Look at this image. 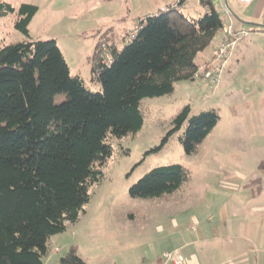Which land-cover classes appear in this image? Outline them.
<instances>
[{
    "label": "trees",
    "instance_id": "1",
    "mask_svg": "<svg viewBox=\"0 0 264 264\" xmlns=\"http://www.w3.org/2000/svg\"><path fill=\"white\" fill-rule=\"evenodd\" d=\"M199 3L209 11L196 18L172 8L145 16L122 46L114 34L102 35L90 56L102 90L91 92L70 73L55 40L29 39L37 6L14 8L0 0V16L15 13L14 27L26 38L0 46V264H43L49 237L76 221L90 186L102 177L100 166L112 151L109 138L141 129L143 98L171 94L176 82L193 80L197 55L223 26L213 0ZM102 44L109 64L101 61ZM60 93L65 99L55 103ZM189 113L188 105L182 107L167 134L186 123L179 138L186 154L219 120L214 110ZM187 179L181 164L158 166L128 191L159 197ZM59 264L86 263L70 247Z\"/></svg>",
    "mask_w": 264,
    "mask_h": 264
},
{
    "label": "rangeland",
    "instance_id": "2",
    "mask_svg": "<svg viewBox=\"0 0 264 264\" xmlns=\"http://www.w3.org/2000/svg\"><path fill=\"white\" fill-rule=\"evenodd\" d=\"M1 1L14 8L22 3L37 6L28 26L29 39L55 40L70 73L91 92L102 90L91 73L90 56L97 40L105 33L117 37L124 31L126 41L131 40L133 30L144 21L140 17L158 5V0ZM215 8L226 22L217 3ZM15 19V13L0 16V46L26 39L15 29ZM243 29L248 35L234 46L218 83L182 80L171 94L141 100V129L109 138L112 151L100 166L102 177L90 186L89 201L76 221L66 222L64 231L49 237L43 264H59L70 247L86 264H150L155 257L164 261L161 252L174 250L175 239L193 237L209 215L222 211L223 201L229 191L239 188L242 176L248 190L261 183L264 33L252 25ZM64 99L63 93L54 97L55 103ZM185 105L189 115L214 110L219 116L191 154L179 141L186 123L167 135L173 117ZM170 164H181L188 171L187 181L177 191L147 198L129 194V187L152 168ZM216 221L213 218L212 223ZM175 224L179 227L174 230Z\"/></svg>",
    "mask_w": 264,
    "mask_h": 264
},
{
    "label": "crops",
    "instance_id": "3",
    "mask_svg": "<svg viewBox=\"0 0 264 264\" xmlns=\"http://www.w3.org/2000/svg\"><path fill=\"white\" fill-rule=\"evenodd\" d=\"M174 1L158 0V5H155L156 11L150 9L140 19L157 14L161 8ZM215 3L226 16L223 25L231 22L239 29L252 25L257 31L264 33V0H251L249 3L239 0H213L214 8ZM178 10L190 18H196L209 11L200 5L199 0H183ZM233 17L236 18L237 23ZM124 32L125 35L120 34L117 37L114 35L116 42L120 41V38L122 43L126 41L128 33ZM221 38L222 32L219 31L211 45L197 55L196 64L200 63L203 57L210 56L213 45ZM245 181L242 176L239 188L229 191L223 201L222 211L216 210L214 215L207 217L206 223L202 222L201 226L198 224L200 229H195L193 237L182 236L181 239L172 242L174 249H178L183 255L185 264H264V179H261L258 186H253L249 190L244 185ZM195 218L199 221L198 217ZM213 218L217 219L216 223H212ZM178 227L179 225L175 224L173 229ZM169 263L172 264L155 257L151 259L150 264Z\"/></svg>",
    "mask_w": 264,
    "mask_h": 264
},
{
    "label": "built area",
    "instance_id": "4",
    "mask_svg": "<svg viewBox=\"0 0 264 264\" xmlns=\"http://www.w3.org/2000/svg\"><path fill=\"white\" fill-rule=\"evenodd\" d=\"M182 1L183 0H175L170 5L161 8L160 11H165L169 8L178 9ZM239 1L249 3L251 0ZM137 28L138 26L131 33V37L134 36ZM221 32L222 38L213 45L210 56L203 57L201 62L197 64V67L192 74L193 80H203L209 84L218 83L221 73L224 67H226L229 57L232 54L234 46L248 35L246 30L235 28L231 22L224 24ZM100 57L101 61L105 64H109L112 61L111 56L108 55L105 44L101 45ZM162 256L166 262H171L172 264H185V259L178 249L164 251Z\"/></svg>",
    "mask_w": 264,
    "mask_h": 264
}]
</instances>
